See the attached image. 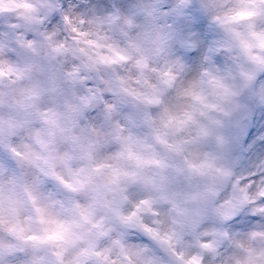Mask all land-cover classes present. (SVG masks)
Here are the masks:
<instances>
[{"label": "clouds", "instance_id": "obj_1", "mask_svg": "<svg viewBox=\"0 0 264 264\" xmlns=\"http://www.w3.org/2000/svg\"><path fill=\"white\" fill-rule=\"evenodd\" d=\"M0 264H264V0H0Z\"/></svg>", "mask_w": 264, "mask_h": 264}]
</instances>
